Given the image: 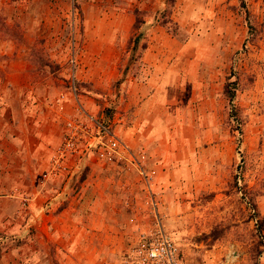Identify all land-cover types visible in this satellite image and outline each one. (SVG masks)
Instances as JSON below:
<instances>
[{"label": "rangeland", "instance_id": "1", "mask_svg": "<svg viewBox=\"0 0 264 264\" xmlns=\"http://www.w3.org/2000/svg\"><path fill=\"white\" fill-rule=\"evenodd\" d=\"M147 47L161 50L151 121L138 97ZM28 91L61 129L81 109L146 150L147 189L185 264H264V0H0V96L20 109ZM2 157L0 252L28 264L29 244L54 253L30 223L31 192L61 177L43 181L27 158ZM126 179L137 189L126 184L121 207L132 224L150 223L142 178ZM86 186L84 171L74 174L52 206L88 207L73 198Z\"/></svg>", "mask_w": 264, "mask_h": 264}, {"label": "crops", "instance_id": "2", "mask_svg": "<svg viewBox=\"0 0 264 264\" xmlns=\"http://www.w3.org/2000/svg\"><path fill=\"white\" fill-rule=\"evenodd\" d=\"M159 51L161 50L153 47L142 51V61L148 71V76L146 75L143 81V87L147 89L144 97L147 98L143 99L139 94L138 97L141 102L140 110L148 121L153 119L149 108L153 109L154 100L149 91L153 87L151 83L155 67L158 65H155L157 57L154 56L161 54ZM20 70L14 69L13 73L16 74ZM129 80L131 81H127ZM132 81L136 90L142 85L137 83L136 78ZM26 93L20 109L17 105L12 106V101L0 96V140L10 146L4 157V151L0 147V156L6 160L27 158L30 172L35 169L45 170L52 151L60 143L59 116L52 107L48 108L45 103L34 101L30 91ZM3 110L9 112L7 119L1 118ZM137 119L141 120L142 117ZM150 126L151 124H148L149 129ZM138 132L135 138L141 143L143 141L140 140ZM15 167L19 165L16 164ZM68 169L71 170L69 175L63 173L61 178L51 180V183L57 186L56 189L29 191L33 198L37 199V205L28 208L30 223L44 232L47 237L45 243L53 248L54 253L49 255L41 252L40 248L37 250L35 245H31V248L29 244L30 250L22 254V260H28V264H118L119 255L135 237L136 224H132L130 214L121 207V203L126 197V184H131L136 190V183L126 179L127 172L122 174L89 157L73 160L72 164H68ZM82 171L85 173L87 186L75 192L73 198H87L89 206H52L57 199L69 195L68 183L71 177ZM47 200H52L48 202L49 206L43 205ZM39 244L41 246L42 241ZM13 258V252L1 250L0 264H14Z\"/></svg>", "mask_w": 264, "mask_h": 264}, {"label": "built area", "instance_id": "3", "mask_svg": "<svg viewBox=\"0 0 264 264\" xmlns=\"http://www.w3.org/2000/svg\"><path fill=\"white\" fill-rule=\"evenodd\" d=\"M61 131L60 143L52 151L42 174L43 181L66 172L70 161L89 157L122 174L134 170L144 182L148 192L145 205L149 207L152 221L135 227V237L122 252L119 264H185L160 222L158 202L147 189L152 174L145 172L146 150L127 145L102 120L81 109L63 122Z\"/></svg>", "mask_w": 264, "mask_h": 264}]
</instances>
